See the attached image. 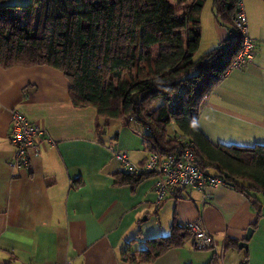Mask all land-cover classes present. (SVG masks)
Segmentation results:
<instances>
[{
  "label": "crops",
  "instance_id": "crops-1",
  "mask_svg": "<svg viewBox=\"0 0 264 264\" xmlns=\"http://www.w3.org/2000/svg\"><path fill=\"white\" fill-rule=\"evenodd\" d=\"M244 6L255 42L253 60L225 73L198 114L199 129L216 145H264V2L245 0ZM206 21L210 43L196 56L227 38L212 3ZM11 109L54 141L41 142L28 168L8 165L14 154ZM145 132L137 122L106 121L92 106L73 105L69 81L60 70L0 66V264H205L214 256L216 264H264V198L259 194L256 220L247 196L226 185L207 188L211 196L205 202L193 187L172 189L158 202L154 175L134 186L114 183L113 173L122 170L114 151L140 164L149 154ZM194 219L213 235L212 249H195L190 236L182 247L150 262L124 260V251L130 256L144 248L145 239L168 234L174 222L185 225ZM248 227L252 234L246 250L224 247L229 238L241 241Z\"/></svg>",
  "mask_w": 264,
  "mask_h": 264
},
{
  "label": "trees",
  "instance_id": "trees-1",
  "mask_svg": "<svg viewBox=\"0 0 264 264\" xmlns=\"http://www.w3.org/2000/svg\"><path fill=\"white\" fill-rule=\"evenodd\" d=\"M238 1L213 0L218 22L234 37L196 56L206 0H30L25 5L0 0V66L60 70L73 105L92 106L106 121L142 125L149 153L180 152L182 142L171 137V125L192 142L203 171L247 196L257 220V194L264 198V145H216L197 124L205 96L241 48L242 34L234 25ZM182 4L186 11L179 17ZM113 177L115 184L134 186L146 176L121 170ZM190 236L185 225L174 222L168 234L145 239L143 249L130 256L124 251L123 258L150 262L182 247ZM237 245L229 238L224 247Z\"/></svg>",
  "mask_w": 264,
  "mask_h": 264
},
{
  "label": "built area",
  "instance_id": "built-area-1",
  "mask_svg": "<svg viewBox=\"0 0 264 264\" xmlns=\"http://www.w3.org/2000/svg\"><path fill=\"white\" fill-rule=\"evenodd\" d=\"M234 25L242 34V45L226 73L250 63L254 57L255 42L248 33L243 0L238 1ZM233 35L232 31H228L227 37L233 38ZM9 115V139L14 147V154L8 165L12 169L28 168L31 159L39 155L41 142L45 140L48 144L53 145L54 141L48 137L45 129L30 121L21 111L11 109ZM170 135L182 142V149L179 153L167 155H160L157 152L149 153L140 164L132 163L127 154L121 151H114V158L121 164L122 170L128 174L137 177L156 176L155 191L158 202L165 198L172 189L185 187L196 188L202 193V201H207L211 196L207 192V188L224 185V183L217 176L200 168V161L196 158L193 144L188 137L176 134L173 127ZM185 227L191 233L195 249L208 250L214 247L215 239L210 232L204 229L200 219L188 221ZM57 264L73 263L64 261Z\"/></svg>",
  "mask_w": 264,
  "mask_h": 264
},
{
  "label": "rangeland",
  "instance_id": "rangeland-1",
  "mask_svg": "<svg viewBox=\"0 0 264 264\" xmlns=\"http://www.w3.org/2000/svg\"><path fill=\"white\" fill-rule=\"evenodd\" d=\"M30 0H9V3L10 4H15V5H25L27 3H29ZM211 3H212V0H207L206 2V5L201 13V16L203 18V21L202 23L200 22V27H201V36H200V47H199V50H198V54L202 51V50H207V46L208 45V42L210 43V36L208 32H210V28L208 26V22L206 21V17L209 15V11H210V8H211ZM244 4H245V0H244ZM179 9L177 10V15L179 17L183 16L184 13H185V9H186V5L185 4H182L181 6L178 7ZM201 21V19H200ZM230 31V30H228ZM156 49V48H155ZM159 101V100H157ZM160 102V101H159ZM158 102V103H159ZM157 103V102H156ZM154 106H155V103H154ZM170 130L169 132L171 133L172 131V126L170 125ZM146 222H144L145 224Z\"/></svg>",
  "mask_w": 264,
  "mask_h": 264
},
{
  "label": "water",
  "instance_id": "water-1",
  "mask_svg": "<svg viewBox=\"0 0 264 264\" xmlns=\"http://www.w3.org/2000/svg\"><path fill=\"white\" fill-rule=\"evenodd\" d=\"M251 234H252V228L248 227V229L246 230V233L244 235V238L241 241L238 242V248L239 249H245L246 250L247 242H248Z\"/></svg>",
  "mask_w": 264,
  "mask_h": 264
}]
</instances>
